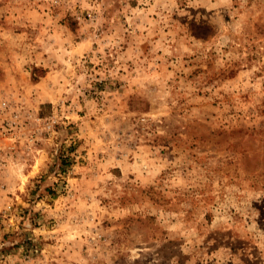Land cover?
<instances>
[{
	"label": "rangeland",
	"instance_id": "374dc122",
	"mask_svg": "<svg viewBox=\"0 0 264 264\" xmlns=\"http://www.w3.org/2000/svg\"><path fill=\"white\" fill-rule=\"evenodd\" d=\"M0 264H264V0H0Z\"/></svg>",
	"mask_w": 264,
	"mask_h": 264
}]
</instances>
